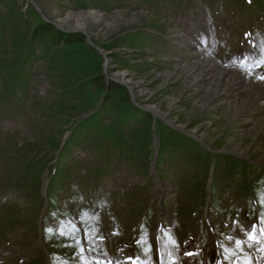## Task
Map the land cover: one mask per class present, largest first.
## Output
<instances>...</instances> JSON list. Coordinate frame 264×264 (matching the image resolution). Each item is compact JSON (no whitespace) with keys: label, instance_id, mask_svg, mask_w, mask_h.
Listing matches in <instances>:
<instances>
[{"label":"rangeland","instance_id":"1","mask_svg":"<svg viewBox=\"0 0 264 264\" xmlns=\"http://www.w3.org/2000/svg\"><path fill=\"white\" fill-rule=\"evenodd\" d=\"M263 38L264 0H0V264H264L260 117L195 68Z\"/></svg>","mask_w":264,"mask_h":264},{"label":"bare ground","instance_id":"2","mask_svg":"<svg viewBox=\"0 0 264 264\" xmlns=\"http://www.w3.org/2000/svg\"><path fill=\"white\" fill-rule=\"evenodd\" d=\"M197 46L199 48V42L196 41L190 49L194 50ZM262 63H264V45L259 44L253 50L250 48L249 52L244 55L239 71H231L211 57H207L204 62H201L195 68L202 79L208 81L213 99L218 98L219 100L223 96L231 99L230 104L235 109L236 116L246 112L259 116V127L257 128L261 133H264V79H261L259 75L244 71L249 67L252 68L254 65ZM236 94H240L242 100L235 97ZM248 233L254 234L255 241L248 239ZM244 236L247 239L243 243L240 242V245L247 247V256L245 260H241L240 263L236 264H260L258 258L262 249L260 245L261 238L250 228Z\"/></svg>","mask_w":264,"mask_h":264},{"label":"snow or ice","instance_id":"3","mask_svg":"<svg viewBox=\"0 0 264 264\" xmlns=\"http://www.w3.org/2000/svg\"><path fill=\"white\" fill-rule=\"evenodd\" d=\"M261 79H264V77H261ZM247 235H248L249 240L255 241V236L253 233H248ZM238 244H239V242H238Z\"/></svg>","mask_w":264,"mask_h":264},{"label":"trees","instance_id":"4","mask_svg":"<svg viewBox=\"0 0 264 264\" xmlns=\"http://www.w3.org/2000/svg\"><path fill=\"white\" fill-rule=\"evenodd\" d=\"M115 89H118V88H115L114 86H113V88H109V92H111V91H113V90H115ZM147 122V121H146ZM198 150H202V148H197ZM215 157V156H214Z\"/></svg>","mask_w":264,"mask_h":264}]
</instances>
